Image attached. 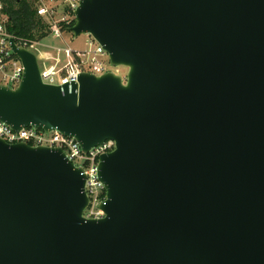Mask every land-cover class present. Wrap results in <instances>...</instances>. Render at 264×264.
Wrapping results in <instances>:
<instances>
[{"label": "water", "instance_id": "water-1", "mask_svg": "<svg viewBox=\"0 0 264 264\" xmlns=\"http://www.w3.org/2000/svg\"><path fill=\"white\" fill-rule=\"evenodd\" d=\"M90 36L124 76L42 82L36 57L0 86V122L107 140L104 217L60 148L0 139V264H264V0H80ZM63 93V95H62Z\"/></svg>", "mask_w": 264, "mask_h": 264}, {"label": "built area", "instance_id": "built-area-1", "mask_svg": "<svg viewBox=\"0 0 264 264\" xmlns=\"http://www.w3.org/2000/svg\"><path fill=\"white\" fill-rule=\"evenodd\" d=\"M37 2L38 15L44 17L50 26V35L62 40L64 34L62 26L67 27L74 21L73 12L80 0H37ZM1 8L0 1V11ZM4 21L0 16V86L2 87L16 89L23 77V66L10 48V39L18 48L25 49L36 57L41 80L46 85L59 87L71 85L77 82L81 73L101 76L111 71L120 75L117 70H109L112 66L108 54L90 36H88L87 50L75 51L62 46L48 47L40 44L42 40L14 38L5 31ZM49 50H53L54 54ZM105 57L108 63L104 61ZM0 139L8 144L25 143L31 147L60 148L75 167L83 169L86 176L85 193L89 206L83 212V217L87 220H99L104 217L99 205L105 200L106 193L103 184L98 180L97 171L99 157L114 150L113 141L107 140L92 148L87 154H83L73 138L65 137L55 131L44 132L31 127L15 132L2 122H0Z\"/></svg>", "mask_w": 264, "mask_h": 264}, {"label": "trees", "instance_id": "trees-1", "mask_svg": "<svg viewBox=\"0 0 264 264\" xmlns=\"http://www.w3.org/2000/svg\"><path fill=\"white\" fill-rule=\"evenodd\" d=\"M0 16L5 20V31L14 38L41 41L50 35V26L38 15L37 0H0ZM74 25L62 26L66 33Z\"/></svg>", "mask_w": 264, "mask_h": 264}, {"label": "rangeland", "instance_id": "rangeland-1", "mask_svg": "<svg viewBox=\"0 0 264 264\" xmlns=\"http://www.w3.org/2000/svg\"><path fill=\"white\" fill-rule=\"evenodd\" d=\"M55 1V0H54ZM58 17V16H57ZM89 41V38L87 35H81L78 38H74L73 35L69 32H66L63 34L62 40L56 39L49 35L45 39L41 41V45L48 46V47H69L71 50L75 51H83L87 50V42ZM52 54H54L53 50H49ZM104 61L108 63L107 57L104 58ZM109 70H117L118 73L122 76L126 74V70L122 67L113 68L110 67Z\"/></svg>", "mask_w": 264, "mask_h": 264}]
</instances>
